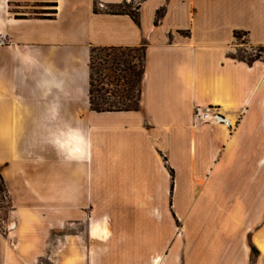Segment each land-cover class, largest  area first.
Here are the masks:
<instances>
[{
  "label": "crops",
  "instance_id": "crops-1",
  "mask_svg": "<svg viewBox=\"0 0 264 264\" xmlns=\"http://www.w3.org/2000/svg\"><path fill=\"white\" fill-rule=\"evenodd\" d=\"M10 2L0 264H264V60L237 57L264 48V0H145L138 23L124 0ZM140 47L139 108L93 112L91 49ZM196 106L235 129L193 128Z\"/></svg>",
  "mask_w": 264,
  "mask_h": 264
},
{
  "label": "trees",
  "instance_id": "trees-1",
  "mask_svg": "<svg viewBox=\"0 0 264 264\" xmlns=\"http://www.w3.org/2000/svg\"><path fill=\"white\" fill-rule=\"evenodd\" d=\"M145 1V0H144ZM49 7H55L52 3ZM137 12L132 11L131 7L125 2L111 10V14L127 15L135 23H138ZM161 16V11L157 12V21ZM17 19L24 18L23 16H16ZM235 38H239V33L234 34ZM133 51L139 53L137 65L128 60L124 54L119 56H104L98 57L96 54L111 51ZM259 53H264V48H259ZM259 56L252 57L249 61L258 60ZM98 59V64L95 65V60ZM135 59V57L133 58ZM89 105L93 112H122V111H136L139 108V95L141 90V83L144 72V47L138 49H115V48H92L89 58ZM120 82L122 84L120 85ZM133 93H136L137 98ZM111 96L117 98L116 102H110L105 97ZM132 103V105H131ZM0 190L4 197H7L4 181L0 177Z\"/></svg>",
  "mask_w": 264,
  "mask_h": 264
},
{
  "label": "rangeland",
  "instance_id": "rangeland-1",
  "mask_svg": "<svg viewBox=\"0 0 264 264\" xmlns=\"http://www.w3.org/2000/svg\"><path fill=\"white\" fill-rule=\"evenodd\" d=\"M50 0H12L10 2L11 4V11L16 12L18 14H25V15H30V16H42L44 13H47L46 11L48 10L46 7L49 6ZM239 38H242L239 37ZM124 54L125 57L129 56L127 59L130 60L132 63L137 65V60L139 53L133 52V51H127V50H121V51H111V52H102V53H97L96 56L98 57H104L107 55L110 56H119L120 54ZM254 56H259L264 60V53H259V49H253V50H245L242 49L237 53V57L244 59V60H250ZM135 57V59H133ZM98 64V59L95 60V65ZM122 82H120V85ZM134 97L137 96L136 93H133ZM140 97V95H139ZM108 101L110 102H116L118 99L113 98L111 96H106L105 97ZM137 98V97H135ZM132 105V103H131ZM0 177H2V168L0 167ZM11 216V205L8 200V196L5 198L3 193L0 190V233L5 234L8 225H9V220Z\"/></svg>",
  "mask_w": 264,
  "mask_h": 264
},
{
  "label": "built area",
  "instance_id": "built-area-1",
  "mask_svg": "<svg viewBox=\"0 0 264 264\" xmlns=\"http://www.w3.org/2000/svg\"><path fill=\"white\" fill-rule=\"evenodd\" d=\"M125 4L130 6L132 11L139 9L144 0H124ZM102 8V6H100ZM7 44V36L0 33V48ZM237 122L231 121L229 118L219 113L215 106H196L192 111V127L197 128L200 126L216 127L221 126L228 130L229 133L233 132Z\"/></svg>",
  "mask_w": 264,
  "mask_h": 264
},
{
  "label": "bare ground",
  "instance_id": "bare-ground-1",
  "mask_svg": "<svg viewBox=\"0 0 264 264\" xmlns=\"http://www.w3.org/2000/svg\"><path fill=\"white\" fill-rule=\"evenodd\" d=\"M103 232V231H102ZM262 247V251L264 252V247L263 246H261Z\"/></svg>",
  "mask_w": 264,
  "mask_h": 264
}]
</instances>
